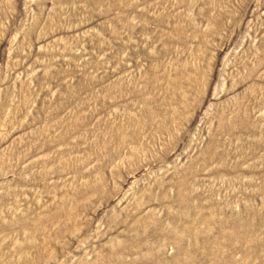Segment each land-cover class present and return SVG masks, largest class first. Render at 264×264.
<instances>
[{
  "label": "rangeland",
  "instance_id": "obj_1",
  "mask_svg": "<svg viewBox=\"0 0 264 264\" xmlns=\"http://www.w3.org/2000/svg\"><path fill=\"white\" fill-rule=\"evenodd\" d=\"M0 264H264V0H0Z\"/></svg>",
  "mask_w": 264,
  "mask_h": 264
}]
</instances>
